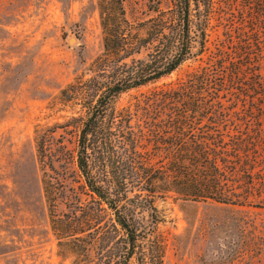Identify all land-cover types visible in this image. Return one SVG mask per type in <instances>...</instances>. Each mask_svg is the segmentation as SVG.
<instances>
[{"label": "trees", "instance_id": "16d2710c", "mask_svg": "<svg viewBox=\"0 0 264 264\" xmlns=\"http://www.w3.org/2000/svg\"><path fill=\"white\" fill-rule=\"evenodd\" d=\"M97 6L103 52L89 77L61 91L83 112L56 126L75 133V146L49 128L40 151L52 169L53 161L66 172L72 164L78 189L91 198L85 221L70 234L94 222L91 264H131L136 255L140 264H163L158 198L264 208V0H97ZM215 19L224 38L213 50ZM194 58L199 66L175 85L144 95L135 109L117 108L122 94ZM49 139L56 156L45 154ZM45 192L55 196L53 181Z\"/></svg>", "mask_w": 264, "mask_h": 264}, {"label": "rangeland", "instance_id": "374dc122", "mask_svg": "<svg viewBox=\"0 0 264 264\" xmlns=\"http://www.w3.org/2000/svg\"><path fill=\"white\" fill-rule=\"evenodd\" d=\"M213 25L209 46L214 50L224 28L217 19ZM102 52L97 0H0V264H91L94 259V222L70 236L74 225L85 221L91 198L78 189L74 166L66 172L53 161L52 169L39 142L53 128L74 148L75 133L56 126L83 112L64 101L61 91L78 77H89ZM199 64L188 60L172 74L122 94L117 108L135 109L144 95L175 85ZM262 127L264 135V119ZM45 148L46 155L58 154L55 140ZM49 180L56 187L53 198L45 192ZM155 204L164 219L155 231L164 247L163 264H264V208L172 198ZM139 216L147 221L146 212ZM131 264H140L137 255Z\"/></svg>", "mask_w": 264, "mask_h": 264}]
</instances>
